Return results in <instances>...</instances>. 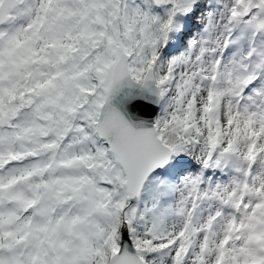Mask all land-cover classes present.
<instances>
[{"label": "snow or ice", "instance_id": "snow-or-ice-1", "mask_svg": "<svg viewBox=\"0 0 264 264\" xmlns=\"http://www.w3.org/2000/svg\"><path fill=\"white\" fill-rule=\"evenodd\" d=\"M0 264H264V0H0Z\"/></svg>", "mask_w": 264, "mask_h": 264}]
</instances>
